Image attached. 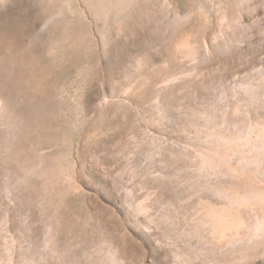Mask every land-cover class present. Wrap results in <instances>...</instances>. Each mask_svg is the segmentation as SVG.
<instances>
[{"label":"rangeland","instance_id":"obj_1","mask_svg":"<svg viewBox=\"0 0 264 264\" xmlns=\"http://www.w3.org/2000/svg\"><path fill=\"white\" fill-rule=\"evenodd\" d=\"M0 264H264V0H0Z\"/></svg>","mask_w":264,"mask_h":264}]
</instances>
